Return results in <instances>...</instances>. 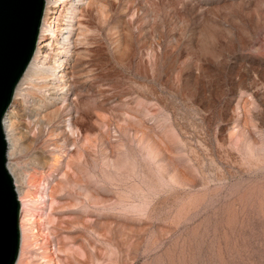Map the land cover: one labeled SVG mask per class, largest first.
<instances>
[{"label":"rangeland","instance_id":"obj_1","mask_svg":"<svg viewBox=\"0 0 264 264\" xmlns=\"http://www.w3.org/2000/svg\"><path fill=\"white\" fill-rule=\"evenodd\" d=\"M55 9V87L11 105L16 264H264V0Z\"/></svg>","mask_w":264,"mask_h":264},{"label":"water","instance_id":"obj_2","mask_svg":"<svg viewBox=\"0 0 264 264\" xmlns=\"http://www.w3.org/2000/svg\"><path fill=\"white\" fill-rule=\"evenodd\" d=\"M46 0H0V264H16L21 203L7 167L3 118L36 52Z\"/></svg>","mask_w":264,"mask_h":264},{"label":"bare ground","instance_id":"obj_3","mask_svg":"<svg viewBox=\"0 0 264 264\" xmlns=\"http://www.w3.org/2000/svg\"><path fill=\"white\" fill-rule=\"evenodd\" d=\"M58 0H46L47 9H46V14L50 13V16H46V21L43 22V25L40 28V33H39V39L40 42L38 43L37 50L33 56V59L28 66L27 70L25 71L24 75L22 76L15 92H16V97H26V91L29 90V88L34 85L38 84L41 88H45L47 86H54L55 84H52L50 81L52 80V76L56 74L55 69L50 71V66L48 65V60H49V53L48 49L52 45L51 42H53L57 37H58V31L59 28L57 26V16L56 14L58 13L55 10H50L51 6H56V2ZM62 2H66L67 0H61ZM54 9V8H53ZM48 19V21H47ZM75 19V18H74ZM74 21V20H73ZM61 30V29H60ZM69 38V37H68ZM70 39V38H69ZM58 54H62L61 52ZM50 64V63H49ZM58 71L57 75L66 68L65 65L62 63H58ZM55 67V66H54ZM60 76L58 82H64L65 81V76L63 74L58 75ZM50 83V84H49ZM37 88V87H36ZM53 88V87H51ZM64 88V87H63ZM41 90V89H40ZM12 105V104H11ZM13 107V105H12ZM8 109L6 112L4 118H3V129L5 133V137L7 140V159L10 158V149L12 146V122H11V108ZM7 167L9 172L12 175V171L10 169L9 163H7ZM13 177V176H12ZM15 188L16 192H18L17 184L15 183ZM50 193V192H49ZM20 202H23L21 198H19ZM21 213L23 214V203L21 207ZM24 216L22 215V219L20 220V230H21V237H22V244L24 240V232L25 229L23 227V222H24Z\"/></svg>","mask_w":264,"mask_h":264}]
</instances>
